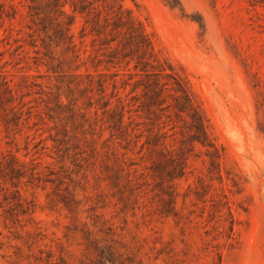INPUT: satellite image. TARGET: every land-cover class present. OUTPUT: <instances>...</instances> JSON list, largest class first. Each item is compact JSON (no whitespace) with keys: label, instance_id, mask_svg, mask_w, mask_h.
I'll list each match as a JSON object with an SVG mask.
<instances>
[{"label":"rangeland","instance_id":"374dc122","mask_svg":"<svg viewBox=\"0 0 264 264\" xmlns=\"http://www.w3.org/2000/svg\"><path fill=\"white\" fill-rule=\"evenodd\" d=\"M88 1L0 0V264H264V0Z\"/></svg>","mask_w":264,"mask_h":264},{"label":"trees","instance_id":"16d2710c","mask_svg":"<svg viewBox=\"0 0 264 264\" xmlns=\"http://www.w3.org/2000/svg\"><path fill=\"white\" fill-rule=\"evenodd\" d=\"M88 2H89L88 0H86V2H85V0H80V2L78 4L73 2L72 3L73 11H77V12L83 13L85 11L86 7H87V3ZM3 12H4L3 9L0 8V17H2V13ZM120 21H122V19ZM135 31H136V28H135ZM138 32H140V34H141L140 37L144 39V35L141 33V31L138 30ZM135 39H136V36H135ZM137 42H138L139 45H142V43H143L142 41H138V40H137ZM4 84H5V89L7 90V92L10 93L11 88L7 84L6 80L4 81Z\"/></svg>","mask_w":264,"mask_h":264}]
</instances>
